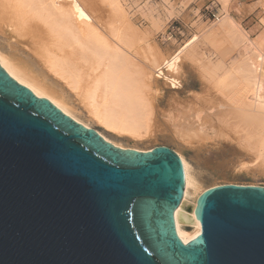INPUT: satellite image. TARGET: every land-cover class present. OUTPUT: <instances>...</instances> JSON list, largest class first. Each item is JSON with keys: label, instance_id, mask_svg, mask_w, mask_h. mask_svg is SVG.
<instances>
[{"label": "water", "instance_id": "water-1", "mask_svg": "<svg viewBox=\"0 0 264 264\" xmlns=\"http://www.w3.org/2000/svg\"><path fill=\"white\" fill-rule=\"evenodd\" d=\"M184 164L122 149L0 65V264H264V187L205 189L178 236Z\"/></svg>", "mask_w": 264, "mask_h": 264}, {"label": "bare ground", "instance_id": "bare-ground-1", "mask_svg": "<svg viewBox=\"0 0 264 264\" xmlns=\"http://www.w3.org/2000/svg\"><path fill=\"white\" fill-rule=\"evenodd\" d=\"M95 1L106 10H98ZM128 8L126 0H0V65L77 122L102 128L114 140L94 129L114 146L145 151L139 146L149 141L159 116L153 75L165 64L176 75L179 65L149 43ZM225 21L229 36L236 33L241 45L247 41L239 23L231 17ZM248 46L241 48L253 51L251 57L247 53L249 59L235 60L234 71L220 67L206 74L228 105L223 100L218 106L191 108L177 97L169 101L168 131L182 144L237 136L236 143L264 162V32ZM178 154L186 190L175 222L178 236L188 243L201 234L195 208L204 190Z\"/></svg>", "mask_w": 264, "mask_h": 264}, {"label": "rangeland", "instance_id": "rangeland-1", "mask_svg": "<svg viewBox=\"0 0 264 264\" xmlns=\"http://www.w3.org/2000/svg\"><path fill=\"white\" fill-rule=\"evenodd\" d=\"M94 5L100 11L106 10L97 1ZM126 6L128 10L131 8L134 24L146 34L149 43L158 47L167 61H177L179 65L176 75L171 74L166 64L153 75L152 86L159 116L149 141L139 148L147 151L166 146L180 153L191 165L202 190L226 184L264 187V162L255 153L247 152L244 145L236 143L237 136H233V140L209 138L208 141H198L199 144L195 142L193 146L185 145L170 134L164 117L169 109L168 103L174 97L191 108L213 107L226 101L222 97L224 101L219 100L220 93L207 80L206 74L217 72L220 67L222 72L234 71L237 68L235 63L246 57L248 52L241 47L250 45L264 32V0H126ZM230 17L247 35L244 36L247 41L242 45L240 40L235 41L238 37L235 32L237 36H229L226 27H222ZM230 37H234L236 45ZM251 52L248 56L252 55ZM227 102L223 104L228 105ZM90 126L114 140L99 126Z\"/></svg>", "mask_w": 264, "mask_h": 264}]
</instances>
